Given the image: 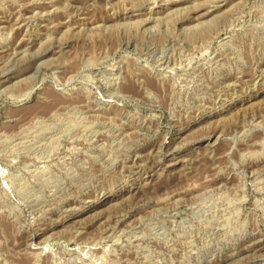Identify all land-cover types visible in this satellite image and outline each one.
<instances>
[{"label":"rangeland","instance_id":"1","mask_svg":"<svg viewBox=\"0 0 264 264\" xmlns=\"http://www.w3.org/2000/svg\"><path fill=\"white\" fill-rule=\"evenodd\" d=\"M263 18L0 0V264H264Z\"/></svg>","mask_w":264,"mask_h":264},{"label":"bare ground","instance_id":"2","mask_svg":"<svg viewBox=\"0 0 264 264\" xmlns=\"http://www.w3.org/2000/svg\"><path fill=\"white\" fill-rule=\"evenodd\" d=\"M184 2V1H183ZM230 2V1H229ZM199 5V4H198ZM262 6V5H261ZM185 8V7H184ZM193 8V7H192ZM215 8V7H214ZM218 9V8H217ZM212 10V9H211ZM210 12V11H209ZM207 12V13H205V14H202V15H200L198 18H203V17H205L206 15H209L210 13H212V12ZM222 12H224V11H222ZM150 19V18H149ZM264 19V18H263ZM205 21V20H204ZM200 22V21H199ZM123 23V22H122ZM55 24V23H54ZM240 26V25H239ZM254 26V25H253ZM258 26V25H257ZM193 29V28H192ZM153 31V30H152ZM220 31V30H219ZM43 33V32H42ZM49 38V37H48ZM21 39V38H20ZM6 41V40H5ZM228 42V41H227ZM226 44V43H225ZM177 47V46H176ZM11 48V47H10ZM248 48V47H247ZM27 51V50H26ZM188 53V52H187ZM226 54V53H225ZM179 57V56H178ZM43 60V59H42ZM229 65V64H228ZM224 73V72H223ZM176 74V73H175ZM201 75V74H200ZM191 76V75H190ZM6 82V81H5ZM182 89V88H181ZM209 91V90H208ZM197 92V91H196ZM199 92V91H198ZM45 106V105H44ZM61 118H63V117H61ZM64 121V120H63ZM93 124V123H92ZM149 124V123H148ZM48 125V124H47ZM95 125V124H94ZM260 128V127H259ZM46 129V128H45ZM56 130V129H55ZM116 130V129H115ZM150 130V129H149ZM149 135V134H148ZM59 136V135H58ZM54 140V139H53ZM209 141V140H208ZM251 144V143H250ZM102 149V148H101ZM100 149V150H101ZM223 151V150H222ZM250 151V150H249ZM261 151V150H260ZM253 153V152H252ZM259 153H261V152H259ZM140 155V154H139ZM65 156V155H64ZM68 157V156H67ZM263 157V156H262ZM66 158V157H65ZM255 160V159H254ZM65 161V160H64ZM227 161V160H226ZM264 161V160H263ZM182 166V165H181ZM255 166V165H254ZM264 166V165H263ZM246 167V166H245ZM258 167V166H257ZM261 167V166H260ZM252 168V167H251ZM221 171V170H220ZM252 171V170H251ZM151 172V171H150ZM261 175V174H260ZM263 175V174H262ZM258 177V176H257ZM208 180V179H207ZM239 180V179H238ZM179 182V181H178ZM212 182V181H211ZM222 183V182H221ZM204 185V184H203ZM219 186V185H218ZM204 188V187H203ZM195 190V189H194ZM165 191V190H164ZM260 191V190H259ZM167 199V198H166ZM169 199V198H168ZM228 200V199H227ZM235 200V199H234ZM231 206V205H230ZM236 213V212H235ZM221 215V214H220ZM236 216V215H235ZM229 218V217H228ZM251 221V220H250ZM226 225V224H225ZM216 230V229H215ZM243 230V229H242ZM237 231V230H236ZM44 232V231H43ZM243 232V231H242ZM254 233V232H253ZM178 235V234H177ZM120 241V240H119ZM254 247V246H253ZM256 247V246H255ZM263 247V246H262ZM257 248V247H256ZM259 248H261V247H259ZM246 249H247V247H246ZM83 253V252H82ZM146 255V254H145ZM167 257V256H166ZM37 262V261H36Z\"/></svg>","mask_w":264,"mask_h":264}]
</instances>
